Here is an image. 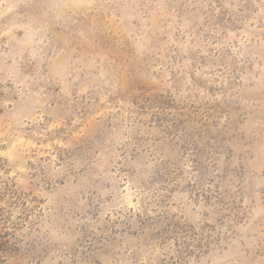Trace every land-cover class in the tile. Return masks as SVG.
I'll list each match as a JSON object with an SVG mask.
<instances>
[{
  "label": "rangeland",
  "instance_id": "374dc122",
  "mask_svg": "<svg viewBox=\"0 0 264 264\" xmlns=\"http://www.w3.org/2000/svg\"><path fill=\"white\" fill-rule=\"evenodd\" d=\"M0 264H264V0H0Z\"/></svg>",
  "mask_w": 264,
  "mask_h": 264
}]
</instances>
